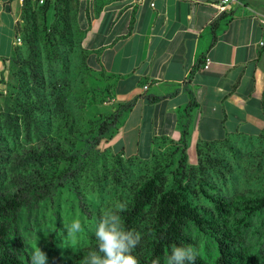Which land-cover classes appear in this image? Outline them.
Returning <instances> with one entry per match:
<instances>
[{"label": "crops", "instance_id": "obj_1", "mask_svg": "<svg viewBox=\"0 0 264 264\" xmlns=\"http://www.w3.org/2000/svg\"><path fill=\"white\" fill-rule=\"evenodd\" d=\"M23 1L0 0V63L16 46ZM221 2L82 0L79 20L87 26L91 19L83 41L91 65L114 83L116 104H131L112 148L124 131H138L128 157L142 160L151 157L154 139L176 144L184 131L188 153L200 142L264 132V0H239L226 11ZM48 16L52 21L53 10Z\"/></svg>", "mask_w": 264, "mask_h": 264}, {"label": "trees", "instance_id": "obj_2", "mask_svg": "<svg viewBox=\"0 0 264 264\" xmlns=\"http://www.w3.org/2000/svg\"><path fill=\"white\" fill-rule=\"evenodd\" d=\"M81 5L82 0H46L44 5H40L39 0L23 1L16 24V38L20 37L22 43L14 47L7 60L14 80L10 100L15 113L6 114L4 124L0 122V131H21V126L25 131H74L68 121L70 113L65 109L72 91H76L75 82L71 85L70 79L80 69L98 72L91 65V52L83 47L91 19L87 17L89 24L82 25ZM51 10L54 12L52 21L48 16ZM76 35L79 38L76 39ZM122 108L125 112L131 104ZM13 114L15 120H10ZM120 115L111 116L112 123L105 121L101 125L103 135L117 125ZM43 119L46 122L42 125L38 121L43 122ZM60 122L62 127L57 126ZM187 136L184 131L181 141L169 149L173 167L163 166L161 162V148L168 140L164 137L154 139L149 159L130 157L127 165L144 172L134 185H122L123 178H130L133 172L124 167L119 158L116 160L112 182L130 195L127 211L120 213L122 222L126 229L139 232L142 237L134 255L140 264H152L156 258L165 264L173 245H194V231L204 235L214 246L212 264H255L257 254L247 255L242 249V234L252 225L253 218L263 212L264 194L241 195L233 202L218 194L209 181L208 164L216 168V175L225 182L234 180L233 167L231 169L223 159L207 156L204 161L199 144L200 164L190 167ZM263 136L264 132L256 138ZM1 153L0 148V158ZM77 155L79 157L80 152L71 158ZM64 158L68 157L63 150L43 142L16 154L11 168L14 171L23 166L34 170ZM165 175L171 178L167 186L163 185ZM196 181L199 183L195 184ZM54 189V181L45 179L43 184H38L28 179L15 191L0 197V264H30L26 243L18 229L20 214L31 202L48 200ZM200 196L212 206L210 210L197 203ZM98 218L99 215L96 220ZM96 246L87 251L84 259ZM84 259L77 264H84ZM196 264L209 262L198 253Z\"/></svg>", "mask_w": 264, "mask_h": 264}, {"label": "rangeland", "instance_id": "obj_3", "mask_svg": "<svg viewBox=\"0 0 264 264\" xmlns=\"http://www.w3.org/2000/svg\"><path fill=\"white\" fill-rule=\"evenodd\" d=\"M11 38L15 40L13 34ZM4 40L0 39V43ZM76 63L80 65L78 59ZM12 82L14 80L10 74L9 61H4L0 63L2 125L7 119V113H15L14 103L10 100ZM70 82L71 85L75 82L73 87L76 91H72L65 109L70 113L68 121L74 131H25L22 126L21 131H0V197L15 191L28 179L38 184H43L45 179L55 182L56 189L49 199L31 202L22 210L18 221V229L30 257L33 249L39 246L47 253L48 264H77L84 259L87 251L97 244L94 235L96 217L108 209H114L118 203L129 205L130 195L123 193L112 182L118 158L124 167L127 166L133 172L130 178H123V186L134 185L141 177L139 175L144 173L137 166L138 172L134 170V165H127L130 160L128 155L137 148L138 131H124L123 139L115 148L111 147V143L112 138L119 134L116 131L117 125L104 135L100 131L105 121L112 123L110 117H117L123 111L122 105L114 101V83L102 72L82 69L72 75ZM14 115L10 116V120H15ZM38 122L43 125L46 120ZM59 125L62 127L63 123ZM43 142L63 150L68 158L56 159L52 164L46 163L34 170L23 166L12 170L11 162L16 154L24 153L30 145ZM123 144L127 148L126 155L121 151ZM208 144L199 143L204 161L207 156L223 159L234 170V180L225 182L216 175V168L208 164L209 181L218 194L230 202L241 195L255 197L264 194V136L259 139L233 135L223 141L212 142V145ZM173 145L175 143H169L161 148L163 166L173 167L169 159V149ZM78 151L80 156L71 158L79 154ZM189 156L190 167H198V146L189 151ZM164 178L163 185L167 186L171 178L169 175ZM197 203L207 210L212 207L202 196ZM73 219H79L83 225V231L74 237L66 232ZM192 237L194 249L212 264L214 246L202 234L193 231ZM242 238L244 253L257 254L255 264H264V210L253 218L252 225L243 231Z\"/></svg>", "mask_w": 264, "mask_h": 264}, {"label": "clouds", "instance_id": "obj_4", "mask_svg": "<svg viewBox=\"0 0 264 264\" xmlns=\"http://www.w3.org/2000/svg\"><path fill=\"white\" fill-rule=\"evenodd\" d=\"M127 211L126 203L116 204L114 209L104 211L98 218L94 235L97 246L88 252L84 264H140L134 255L142 239L139 232L125 228L120 213ZM83 231L82 222L73 219L67 226L69 236H76ZM198 252L193 246L173 245L165 264H196ZM47 253L39 246L35 247L30 257V264H48ZM152 264H161L159 258Z\"/></svg>", "mask_w": 264, "mask_h": 264}, {"label": "built area", "instance_id": "obj_5", "mask_svg": "<svg viewBox=\"0 0 264 264\" xmlns=\"http://www.w3.org/2000/svg\"><path fill=\"white\" fill-rule=\"evenodd\" d=\"M45 1H46V0H39V4H40V5H44ZM233 3H239V0H222L221 4H220L218 7H219V9H220L221 11H226V10L229 8V6H230L231 4H233ZM262 24H264V20H262ZM21 43H22V40H21L20 37H18V38L16 39V44H17V45H20ZM210 64H211V59H210V58H207V59L205 60V66H204V68H205L206 70H208V69L210 68Z\"/></svg>", "mask_w": 264, "mask_h": 264}]
</instances>
